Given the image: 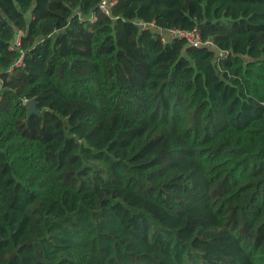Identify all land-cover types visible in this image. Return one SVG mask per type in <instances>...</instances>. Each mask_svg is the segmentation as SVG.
Wrapping results in <instances>:
<instances>
[{
  "label": "trees",
  "instance_id": "16d2710c",
  "mask_svg": "<svg viewBox=\"0 0 264 264\" xmlns=\"http://www.w3.org/2000/svg\"><path fill=\"white\" fill-rule=\"evenodd\" d=\"M99 3L0 0V264H264V0Z\"/></svg>",
  "mask_w": 264,
  "mask_h": 264
},
{
  "label": "built area",
  "instance_id": "2783aa9c",
  "mask_svg": "<svg viewBox=\"0 0 264 264\" xmlns=\"http://www.w3.org/2000/svg\"><path fill=\"white\" fill-rule=\"evenodd\" d=\"M115 0H100L99 7L105 13L110 12V7L114 4ZM95 15L91 16V19H94ZM136 23L143 29V28H152L156 32H158L161 36V39L164 41L166 38L171 36H178L180 38H184L189 44L191 45H202V44H211L212 41L210 39H203L200 33L193 29H182L176 27H167L163 28L158 26L154 23V21H143V20H136ZM21 34V30L16 32L15 37V44H18L19 36ZM21 61V56L15 61V64ZM11 69V67L9 68Z\"/></svg>",
  "mask_w": 264,
  "mask_h": 264
},
{
  "label": "water",
  "instance_id": "95a60500",
  "mask_svg": "<svg viewBox=\"0 0 264 264\" xmlns=\"http://www.w3.org/2000/svg\"><path fill=\"white\" fill-rule=\"evenodd\" d=\"M28 107H29V112H33V111H36V107H35V103H34V99L33 98H30L26 101Z\"/></svg>",
  "mask_w": 264,
  "mask_h": 264
},
{
  "label": "rangeland",
  "instance_id": "374dc122",
  "mask_svg": "<svg viewBox=\"0 0 264 264\" xmlns=\"http://www.w3.org/2000/svg\"><path fill=\"white\" fill-rule=\"evenodd\" d=\"M15 42V41H14Z\"/></svg>",
  "mask_w": 264,
  "mask_h": 264
}]
</instances>
